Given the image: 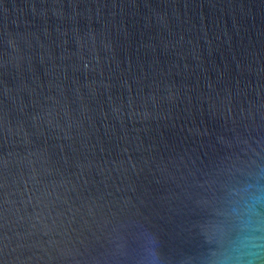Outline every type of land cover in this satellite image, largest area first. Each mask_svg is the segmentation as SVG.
<instances>
[{"label":"water","instance_id":"water-1","mask_svg":"<svg viewBox=\"0 0 264 264\" xmlns=\"http://www.w3.org/2000/svg\"><path fill=\"white\" fill-rule=\"evenodd\" d=\"M255 180L264 0H0V264H132L145 228L198 264Z\"/></svg>","mask_w":264,"mask_h":264},{"label":"clouds","instance_id":"clouds-1","mask_svg":"<svg viewBox=\"0 0 264 264\" xmlns=\"http://www.w3.org/2000/svg\"><path fill=\"white\" fill-rule=\"evenodd\" d=\"M200 234L205 250L198 264H264V183L249 181L232 189ZM134 241L132 264H166L156 233L141 229ZM122 253L127 254L123 245Z\"/></svg>","mask_w":264,"mask_h":264}]
</instances>
